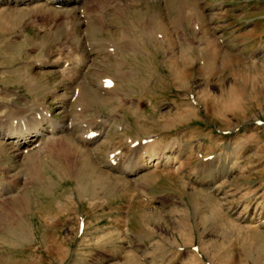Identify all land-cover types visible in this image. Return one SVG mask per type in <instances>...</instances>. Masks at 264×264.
I'll return each mask as SVG.
<instances>
[{"label":"rangeland","instance_id":"374dc122","mask_svg":"<svg viewBox=\"0 0 264 264\" xmlns=\"http://www.w3.org/2000/svg\"><path fill=\"white\" fill-rule=\"evenodd\" d=\"M185 2L195 13L180 26L176 0H139L127 20L78 37L117 41L120 26L146 16L164 37L124 54L137 74L115 82L119 97L97 90L114 67L97 55L84 78L88 109L62 108L56 93L78 99L80 87L33 65L60 31L39 30L47 18L27 8L0 9V125L38 117L25 105L34 102L77 143L58 140L29 161L0 149V264H264V0ZM8 96L18 110L4 109ZM100 115L112 119L100 125ZM90 129L104 135L82 145L76 136ZM148 137L177 142V162L131 176L108 161L114 152L137 168L144 150L131 149Z\"/></svg>","mask_w":264,"mask_h":264},{"label":"bare ground","instance_id":"6f19581e","mask_svg":"<svg viewBox=\"0 0 264 264\" xmlns=\"http://www.w3.org/2000/svg\"><path fill=\"white\" fill-rule=\"evenodd\" d=\"M176 1L179 3L180 7L178 6V8L180 9H178V15H176L174 21L171 23L173 26H180L179 24L188 22L189 15L192 12L185 0ZM136 2H139V0H0V9L11 10V14L17 9H28L31 15H33L32 18H47L43 25H38L39 30L44 33L60 31L55 51L50 52L49 55L42 60H36L33 65H36L41 71H54V73L59 76V79L63 81V83H66L69 88L73 86L80 87L78 99L72 96L69 97L70 95L67 93L64 95H59V92L56 93V97L60 99L59 103H62V108H69L73 102L74 104L77 103L88 109L92 107L93 100H91L89 94L85 91V87H89V85L84 83V78L90 70H94V63L95 59L97 60V55L102 54V61L113 62L114 65L111 77L107 74L106 76L108 77L101 79L97 90L105 92L106 94L115 93L114 95L119 97L121 95L117 92H119L118 90L120 87H118L115 82L125 81L126 79H130L129 77L133 74H137L133 71V66L126 60L124 54L128 53V58L133 59V55H136V53L143 48L140 38H146V41H151L154 38L163 37V34L157 28L158 23L155 19L156 17L146 16L139 20L131 21L132 23L129 26H120L121 32L119 40L117 41L102 39L96 43H90L86 40V44L81 43L84 38L78 37L85 34L89 26H93V28L101 31L107 30L108 26H110L109 23L111 18L117 17L120 20L126 19L127 13L130 11L129 7L133 6ZM54 5H58L59 8H56ZM194 13H192V15ZM80 29H82L81 32ZM75 39L78 40L77 43L75 45L73 44V46L70 47L71 49L69 48L70 50H67L70 51V54L66 53L65 50L68 48V44L72 45V41ZM143 42L145 44V40H143ZM84 45L87 46L85 47ZM130 53H132V56ZM126 67L132 68L126 69ZM108 80L111 81V86L105 87ZM68 97L69 99H67ZM3 105L4 109L9 110L10 108H12V110H18L20 108L15 100L10 99V96H8V102ZM25 105L31 110L30 112H36L35 114H37L38 117L33 118V116H30L32 118H29L26 116H18V113H20L19 111L18 113L14 111V115L11 113L13 116L17 115L18 120H14L10 125L8 124L6 128L0 125V149H3L4 146H10L16 158L21 157L24 161H29L33 157L32 153H30L32 150L46 153L58 140L64 142L70 148L73 144H77L70 139V126L53 119L47 111V107L34 102H26ZM3 117L4 116L1 118ZM98 119L102 120L99 121L101 125L109 123V120L112 118L100 115ZM114 120H116V118ZM42 121L49 124L41 128ZM82 123L89 124L86 121H82ZM91 130L92 129L81 134L79 133V135L76 136L77 140H79L82 145L93 146L100 141L104 133H107L106 128H104V133L99 135L97 133H92ZM90 134L92 135L90 136ZM155 139L148 137L145 143L139 142L137 147L131 149V154L137 157L140 156L139 154L137 155V153L140 152L139 149L144 150V153L142 152L141 157H139L136 162L138 163V167H135V169H133L131 165L124 166L125 162H123V155L121 154L114 155V152L108 153V156H110L108 161H111V159L116 160V167L119 172L123 173H136L147 167H156L160 163V160L162 162L164 161L166 164H169V162L170 164L176 163L178 158L177 155H175L176 147L174 146L177 142L174 140L173 143H175L173 145H171V143L165 147H161ZM131 143L133 144V142ZM2 160V154L0 153V162ZM108 165L110 167V164ZM0 168L8 171V166L6 165L0 164ZM2 190H0V198L3 195Z\"/></svg>","mask_w":264,"mask_h":264}]
</instances>
